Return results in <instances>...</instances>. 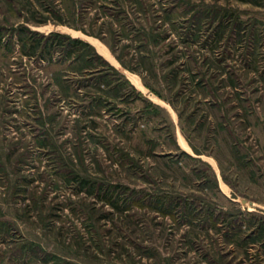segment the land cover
Wrapping results in <instances>:
<instances>
[{"label": "rangeland", "instance_id": "1", "mask_svg": "<svg viewBox=\"0 0 264 264\" xmlns=\"http://www.w3.org/2000/svg\"><path fill=\"white\" fill-rule=\"evenodd\" d=\"M0 33V264H264V0H0Z\"/></svg>", "mask_w": 264, "mask_h": 264}, {"label": "trees", "instance_id": "2", "mask_svg": "<svg viewBox=\"0 0 264 264\" xmlns=\"http://www.w3.org/2000/svg\"><path fill=\"white\" fill-rule=\"evenodd\" d=\"M117 7L119 8L120 6H117ZM24 31L26 33L30 34L31 36L27 38L26 36L28 34H25V32L23 33L22 31L21 32L19 31V35L18 36H19V40L23 43L22 44L23 49L26 48V46L28 45L29 42H31L29 44L30 45L32 44L33 47L35 45L38 46L39 41L36 38L40 36L39 33L38 32H31L28 29H25ZM50 37H54L57 41L52 40V42H49ZM2 38H3V34L0 33V42H1ZM56 46L58 48H60V53H62L64 55L68 54V53L70 54L72 52H78L77 57L78 58L82 57V59H85L86 61L85 60L84 61L86 62L87 66H88V64H93V59L94 58H98L97 54H94V53L86 54L87 52L85 51V49H91L90 45L88 43H86L82 39L71 38V37L66 36L64 34H61V33H51L49 35V37L45 40L44 44L41 45V47H42L41 51H42V53L49 52L50 51L49 49L51 47H56ZM36 47H34V48H36ZM32 54H36V51L33 52ZM65 172H67L69 174L72 173V171H68V170H66ZM112 204H114V203H112Z\"/></svg>", "mask_w": 264, "mask_h": 264}]
</instances>
